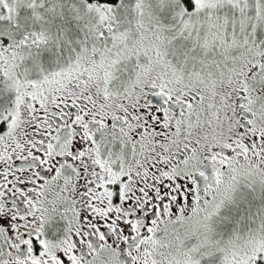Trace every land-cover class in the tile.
Listing matches in <instances>:
<instances>
[{
	"label": "snow or ice",
	"instance_id": "snow-or-ice-1",
	"mask_svg": "<svg viewBox=\"0 0 264 264\" xmlns=\"http://www.w3.org/2000/svg\"><path fill=\"white\" fill-rule=\"evenodd\" d=\"M0 264H264V0H0Z\"/></svg>",
	"mask_w": 264,
	"mask_h": 264
}]
</instances>
